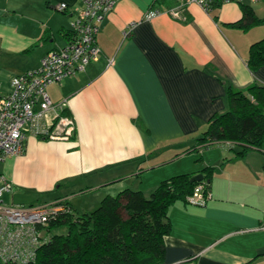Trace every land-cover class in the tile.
I'll return each mask as SVG.
<instances>
[{"label": "crops", "instance_id": "crops-1", "mask_svg": "<svg viewBox=\"0 0 264 264\" xmlns=\"http://www.w3.org/2000/svg\"><path fill=\"white\" fill-rule=\"evenodd\" d=\"M180 1L117 0L99 24L98 58L46 87L52 101L66 99L73 134L29 135L22 154L0 159V174L15 188L29 168L42 177L43 189L62 186L51 202L66 201L77 211L86 196L81 212L124 188L148 195L163 179L211 167L204 204L176 200L170 207L159 264H264V143L242 156L227 142L194 150L208 119L227 109L229 86L264 84V66H247L264 21L246 30L233 26L242 4L264 20L252 5L264 0L219 1L210 10L189 3L184 20L165 12ZM82 5L0 0L2 92L10 90L13 74L36 68L48 50L66 45L69 22ZM155 8L160 12L146 17Z\"/></svg>", "mask_w": 264, "mask_h": 264}, {"label": "trees", "instance_id": "trees-1", "mask_svg": "<svg viewBox=\"0 0 264 264\" xmlns=\"http://www.w3.org/2000/svg\"><path fill=\"white\" fill-rule=\"evenodd\" d=\"M241 7L242 15L233 26L246 30L264 21L249 6ZM247 66L251 70L264 66V36L249 45ZM227 92V109L208 119L194 150L227 142L236 156H242L264 143V84L252 82L242 89L229 86ZM212 172L211 167L203 168L199 172L203 179L195 182L190 180L192 173L173 175L148 195L124 188L116 195H105L89 211H74L64 201L66 209L49 221L48 240L27 264H159L164 237L170 232V207L176 200L186 203L197 183L210 192ZM58 226H65V232H51Z\"/></svg>", "mask_w": 264, "mask_h": 264}, {"label": "built area", "instance_id": "built-area-1", "mask_svg": "<svg viewBox=\"0 0 264 264\" xmlns=\"http://www.w3.org/2000/svg\"><path fill=\"white\" fill-rule=\"evenodd\" d=\"M116 1L83 0L82 7L69 22L66 45L48 50L36 68L13 74L8 92L0 90V159L22 154L29 135L68 139L73 134L74 120L64 113L66 99L52 101L46 87L84 70L88 63L98 58L99 24ZM218 1L230 0H181L165 12L184 20L185 5L196 3L210 10ZM58 7L65 9L66 3L61 2ZM159 12L157 8L149 9L146 17ZM11 191L12 182L0 174V263L27 264L34 258L37 248L48 240L49 221L63 212L66 204L63 200L41 205L5 202L3 194ZM210 196V192L204 191V185L197 183L187 196V202L204 204Z\"/></svg>", "mask_w": 264, "mask_h": 264}, {"label": "rangeland", "instance_id": "rangeland-1", "mask_svg": "<svg viewBox=\"0 0 264 264\" xmlns=\"http://www.w3.org/2000/svg\"><path fill=\"white\" fill-rule=\"evenodd\" d=\"M255 11L257 12L259 16H264V10H262V7H264V4H258V3H252ZM256 27H259L256 24ZM261 27H264V23L261 24ZM258 28H254L250 31L251 35L256 37L258 35L259 31ZM264 36V35H261ZM2 169L1 163H0V170ZM18 172L16 173V175ZM22 177H19L21 181H17L15 188L12 186L11 192H5L3 194V200L5 202H13V203H19L22 202L23 204H35V205H41L44 203L51 202L54 197L60 193V190L62 189V186H60L57 189V184H55L52 189H43L44 185H41V176L35 174L33 171H31L29 168L24 170L22 173H20ZM85 197H79V201L77 204L78 207L77 211H79L82 207H80V204H83L85 201ZM99 204V203H98ZM95 205L96 206H98ZM88 205V204H87ZM90 206V205H89ZM94 206V205H93ZM95 207H92L94 209ZM84 208H90V207H84ZM90 209V210H92ZM86 210V209H85ZM66 230L65 226H58L53 229H51V232L54 233H64Z\"/></svg>", "mask_w": 264, "mask_h": 264}, {"label": "water", "instance_id": "water-1", "mask_svg": "<svg viewBox=\"0 0 264 264\" xmlns=\"http://www.w3.org/2000/svg\"><path fill=\"white\" fill-rule=\"evenodd\" d=\"M203 179V174L202 173H196L195 175H193L190 180L191 181H200Z\"/></svg>", "mask_w": 264, "mask_h": 264}]
</instances>
